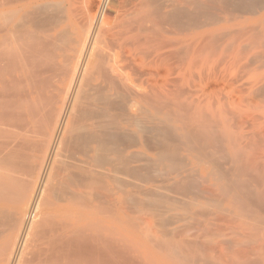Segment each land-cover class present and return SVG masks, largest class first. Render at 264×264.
Instances as JSON below:
<instances>
[{
    "label": "bare ground",
    "instance_id": "obj_1",
    "mask_svg": "<svg viewBox=\"0 0 264 264\" xmlns=\"http://www.w3.org/2000/svg\"><path fill=\"white\" fill-rule=\"evenodd\" d=\"M61 4L0 0V264H264V0Z\"/></svg>",
    "mask_w": 264,
    "mask_h": 264
},
{
    "label": "rangeland",
    "instance_id": "obj_2",
    "mask_svg": "<svg viewBox=\"0 0 264 264\" xmlns=\"http://www.w3.org/2000/svg\"><path fill=\"white\" fill-rule=\"evenodd\" d=\"M44 1H54V2H58V3H62L61 5L64 8H70L71 11H72V9H74L75 11H73L72 13L75 14L74 20L79 27H83L84 25L82 23H84V22H88V24L92 23L91 17L93 16V12H94V9H96V4H97V0H93L94 3L92 5L85 3L84 0H74L75 4L72 1L70 4V0H44ZM87 14H88V16H87ZM75 17H77V18L75 19ZM78 22H80V23H78ZM89 22H91V23H89ZM93 23H94V21H93ZM80 25H82V26H80ZM85 26H86V24H85Z\"/></svg>",
    "mask_w": 264,
    "mask_h": 264
}]
</instances>
